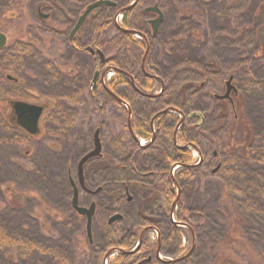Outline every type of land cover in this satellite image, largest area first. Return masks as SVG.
<instances>
[{
	"label": "trees",
	"instance_id": "trees-1",
	"mask_svg": "<svg viewBox=\"0 0 264 264\" xmlns=\"http://www.w3.org/2000/svg\"><path fill=\"white\" fill-rule=\"evenodd\" d=\"M54 1L0 0V31L3 21L16 24L9 30L14 37L5 34L9 41L0 50V92L3 76L17 73L52 101L39 130L31 134L40 132L48 143L42 158L46 166L37 160L26 163L21 153L32 136L0 113L1 166L15 167L16 182L32 186L18 187L0 176V264H104L111 249L120 253L108 264H264V0H136L130 9L135 0H110L115 7L92 11L74 36L78 64L62 70L48 65L32 40L17 38L20 30L39 31L28 21L31 8L55 10ZM94 1L71 0L75 19ZM155 5L163 21L153 31L148 21L155 16L144 10ZM253 37L256 45L248 47ZM89 48L105 57L99 70L113 73L107 82L100 77L93 90L99 60ZM230 76L237 90L232 103L215 100L213 83L222 87ZM174 114L184 117L176 132L180 118ZM92 116L100 120L94 127L87 121ZM95 130L101 156L85 167H98L102 183L96 188L101 191L93 196L79 192L80 202L96 205L90 244L80 239L86 236L85 219L71 208L69 178L72 162L81 155L79 138ZM152 136L153 143L144 147L135 140ZM186 145L199 150L201 164L191 167ZM4 150L12 152V161L1 156ZM215 162L219 169L208 172ZM176 165L179 171L172 175ZM207 179L215 181L217 195L205 191ZM132 207H138L137 216L127 222ZM213 209L224 218L220 235L206 232ZM115 214L122 216L116 223L125 225L121 230L107 224ZM253 216L261 220L254 233L249 228ZM183 224L203 240L188 256H179L178 225ZM145 228L157 231L155 248L141 241L129 253ZM157 247L173 261L156 258Z\"/></svg>",
	"mask_w": 264,
	"mask_h": 264
},
{
	"label": "rangeland",
	"instance_id": "rangeland-1",
	"mask_svg": "<svg viewBox=\"0 0 264 264\" xmlns=\"http://www.w3.org/2000/svg\"><path fill=\"white\" fill-rule=\"evenodd\" d=\"M55 10H48V9H41V11L36 10V4L33 8H31V13L29 16L28 21H31L33 24H35L36 26H34L36 29H38L39 31H31L30 30H20L17 38L18 37H22L25 40H29L32 39V41L34 43H36L35 47L37 49H39V51L42 53V56L47 58L48 60H55L56 63H58V65L61 64V62L63 63L65 59H67V49L65 47L66 44V36L70 31V28L72 26V23L75 22V13H74V9L72 7V2L71 0H55ZM38 13H42V14H46L49 15V19H42L41 17H39ZM155 16V15H154ZM153 18V17H151ZM117 22H120V16L117 17ZM16 23H20L17 22ZM11 20L8 21H3V29L0 31L4 34H6L8 36V38L11 40V35L12 33L10 31H14V27L12 26H16V24ZM33 26V25H32ZM12 27V29H11ZM11 29V30H10ZM27 29V27H26ZM10 30V31H9ZM28 31V32H27ZM250 31H253V35L256 37V33L254 31V29H251ZM41 32V33H39ZM29 34V35H28ZM38 34H41L40 36H38ZM21 35V36H20ZM14 37V33L12 35ZM16 36V35H15ZM31 36V37H30ZM37 40H34L35 38ZM136 38L139 39V36H136ZM259 38V37H257ZM9 41V40H8ZM254 45H256V40L254 39V37L251 39V41L248 42V47H253ZM261 45H264V43H261ZM68 61V60H67ZM103 81H108L111 77H113V73H111L110 71H106L104 76H103ZM227 80V79H226ZM225 80V81H226ZM224 81V82H225ZM214 85H212L211 89L215 90L218 92V95H222L224 93V85H222V87H218L219 84L213 83ZM214 86V88H213ZM9 93H13L12 89H6ZM158 86H155V89L153 90L154 94L158 93ZM39 92V91H38ZM4 94L3 96L0 95V101H2V99L6 102L10 101L12 102V100H15L14 97L12 95H8V94ZM44 96L42 98H40V100L36 101V103L38 104H43L46 109L49 108V106L52 104V101L50 100L49 97H47V93L43 92ZM173 112V111H171ZM174 116L179 117L178 115L174 114ZM107 120H111L112 117L111 115L106 118ZM87 121H91V127H94L95 124H98L100 122V120H98V118H95V116H92V118L90 120ZM194 123L199 122L198 119L196 120H192ZM40 127V126H39ZM88 126H85V129H87ZM92 136L93 134H90L88 136H81L77 142V152H79V154H81L79 157L83 156L85 153H87L91 147H92ZM88 140L90 141V146L88 144ZM140 142H142V144H146V142L143 139H139ZM85 142V143H84ZM48 143L45 139V137L40 134V132L38 134H36V136L31 138V142L28 146H25L22 150L21 153V157H24V160L26 161L27 164H31L28 163L32 160H37V163H40L43 166H46L47 164L44 163L43 159L46 158V153H45V149L47 147ZM191 156H192V160H193V164L195 165L198 160H199V156L197 155V152L195 150H193V148H191ZM26 152V153H25ZM24 153L26 156H24ZM5 154H7V158L9 157L10 160L12 161V159H14V155L12 154V152H8L7 150L2 151L1 156L4 157ZM6 158V159H7ZM43 158V159H42ZM0 162V176L4 179H9L12 180L13 183L17 181V177L19 176V173L17 171V169L11 165H7L6 166H1ZM74 164V168H73V172H72V178L76 181L75 179V170H76V163L77 161H73L72 162ZM216 163V162H215ZM215 165V164H214ZM178 168H175L172 172V174H176L178 172ZM211 169L208 170V172H210ZM84 175H85V180H86V184L92 188V190H95V188L99 185H101L102 183V175L100 170L98 169L97 166L94 165H87L84 169ZM208 181V183H206V190L207 193L210 191L212 194L215 193L217 195L216 192V185L214 184V180H206ZM210 182V183H209ZM29 184V183H28ZM15 186L18 187H31V185H19L17 182L14 184ZM177 188V186H175V189ZM205 188V187H204ZM97 189V188H96ZM177 191V190H176ZM177 194V192H176ZM93 196V195H91ZM215 198V197H214ZM84 199V198H83ZM222 200L220 201H211L208 202V206L211 207V209L214 207L215 204L220 203ZM91 202H85L84 200H82L80 202L81 206L83 207H88L89 204ZM137 212H138V207H132L129 209L128 212V219L127 222H134L135 221V217L137 216ZM172 219L176 221L175 215H172ZM251 221L254 220V223L252 225H250V229L254 232H257L256 230L259 229V224L261 222L260 218L258 216H253L250 217ZM197 221H200V219H198ZM118 222H114L111 225H114ZM207 227L208 229H206L207 233H209L210 235H220L223 233L222 231V226H224V218L221 216V214L213 209L212 212L210 213V215L207 217ZM180 227V230L178 232L180 240H181V246H180V253L179 256H185L188 253L190 254L192 251H194V248L199 247V244H201L203 242V240L198 237V236H193V233H191L189 231V226L188 225H178ZM82 227L84 230V223H82ZM125 227L124 224H116L114 228H116L117 230H121ZM191 229V228H190ZM143 232V231H142ZM257 234V233H255ZM81 235V234H80ZM95 238H100L99 236V232L95 231V233H93ZM81 241L83 239V242H85L86 240V236L84 238V236H80ZM140 237V235H139ZM139 237H137L135 244L133 246L136 247ZM156 240H157V234L153 229H148L144 234H142L141 236V241H145L146 243H148L150 246H152L153 248H155L156 245ZM201 252H197L196 255L201 256ZM115 256H111L108 258V260L103 261V263L108 264ZM159 259H162V261H167V258L165 257L163 254H159ZM1 263V260H0Z\"/></svg>",
	"mask_w": 264,
	"mask_h": 264
},
{
	"label": "water",
	"instance_id": "water-1",
	"mask_svg": "<svg viewBox=\"0 0 264 264\" xmlns=\"http://www.w3.org/2000/svg\"><path fill=\"white\" fill-rule=\"evenodd\" d=\"M135 4H136V0L133 3H131V5L129 7H127L126 9L132 8ZM101 6L115 7V3H113L110 0H95L94 2L90 3L89 5H87L85 7L84 11L82 12V14L77 18V20L75 22V25H74V27L72 28V30L70 32L69 37L72 38L75 35V33L80 29V27L83 25V23L85 22L86 18L89 16V14L92 11L96 10L97 8H99ZM144 12L148 13V14L156 15L155 19L149 21V24H150V27L152 28V30L156 31L158 29V27L161 25L162 21H163L162 12L160 11V9L156 5L146 8L144 10ZM38 15L42 19H47V17H48V15L42 14V13H39ZM119 16H121V12H119L117 14V16H116V19H115L116 26L119 25L118 22H117V17H119ZM132 34H134L135 36H138L134 32H132ZM6 41H7L6 35L4 33L0 32V49L3 48L6 45ZM88 50H89V52L91 54L96 55L98 60H99L97 68H96V71H95V74H94V77H93V85L95 86V84L97 82V79H98V76L100 75L101 76V80H103V78H104L103 76H104L105 72L108 69H104L100 73L99 68L104 64V61H105V57H104L103 53L101 51H99V50H94L92 48H89ZM7 78L13 80V78L10 75H8ZM224 88H225L224 93L222 95L215 94L214 95V99H216V100H228L229 102L232 103L230 94L231 93H236L237 90H236L235 86L232 84V77L231 76L225 81ZM168 112H171V110H168ZM37 115L33 118L34 120H32V122H31L32 123V127L25 126L26 128L29 129V132H32L36 128V123H35L36 121L35 120H36ZM179 117H180L179 123H178V125L176 127L175 132L178 130V128L181 126V124H182V122L184 120L183 115L180 114ZM199 119H200L199 123H202L203 119H202L201 116L199 117ZM151 130H152L153 135H154L153 125H151ZM153 137L154 136H152V139H153ZM135 140L138 141L137 138H135ZM190 147H192V146L191 145H186L185 146V148H190ZM178 148H181V147L178 146ZM101 152H102V145H101V141H100V137H99V130H95L94 133H93V136H92V149L90 151H88L87 153H85L83 156H81L80 159L77 162L76 170H75V179H76V181L72 177L69 178V183H70V186H71V189H72V196H71V203H70L71 204V208L77 215H79V216H81V217H83L85 219V230L84 231H85L86 238H87V240H88V242L90 244L92 243V221H93V217L95 215L96 205H95L94 202H91L88 207L81 206L80 205V201H79V191L82 190L84 193L89 194V195H95V194H97V193H99L101 191L100 187L95 189V190H89V189H87L85 187V184H84V167H85V165L90 160L95 159V158H99L101 156ZM214 156H216L215 153H214ZM197 165L198 164L191 165V167H195ZM179 167H180L179 165H176L174 167V169L175 168H179ZM219 167H220V165L218 164L212 170V173H215L219 169ZM178 195H179V192L177 190V196ZM128 200H130V198H128ZM174 207H175V204L173 205L172 208H174ZM121 219H122V216L120 214H115V215L111 216L107 220V224L110 225V224H112L114 222H117V221H119ZM171 220H172L173 223H175V221L172 219V216H171ZM148 229L149 228H145L143 230V232L141 233V235L139 237V241H138L136 247L132 251H130L129 253H134V252H136L139 249L140 243H141V236ZM119 251L120 250H118V249H111L107 253L104 261H106V259L109 256H111L112 254H114L116 252H119ZM188 255H189V253L187 255H185V256H188ZM155 256H156V258L159 259V249H158V247H157V249L155 251ZM159 260L162 261L161 259H159ZM168 261L170 262L172 260H167V261H164V262L167 263Z\"/></svg>",
	"mask_w": 264,
	"mask_h": 264
},
{
	"label": "flooded vegetation",
	"instance_id": "flooded-vegetation-1",
	"mask_svg": "<svg viewBox=\"0 0 264 264\" xmlns=\"http://www.w3.org/2000/svg\"><path fill=\"white\" fill-rule=\"evenodd\" d=\"M84 11V10H83ZM83 11H81V14H82V12ZM39 14V13H38ZM80 14V15H81ZM79 15V16H80ZM90 15V14H89ZM78 16V17H79ZM77 17V18H78ZM155 17H156V15H155ZM155 17H153V18H151L150 20H153V19H155ZM47 19H49V15H48V17H47ZM44 20H46V19H44ZM77 20V19H76ZM76 20H75V22H76ZM149 20V21H150ZM148 21V22H149ZM75 22L74 23H72V26H71V28H70V31H69V33L67 34V36H66V44H65V47H66V49H67V59H65L64 60V62L62 63L61 62V64L60 65H58V63L60 62H58V63H56L55 62V60H48L47 58H45V57H43V58H45V60H46V62H47V64L48 65H50V66H54L56 69L57 68H60L61 70L62 69H66V66L65 65H73V64H78V60L76 61V59L73 57L74 56V54L78 51V48H77V45H75L74 44V36L78 33V31L80 30H78L76 33H75V35L72 37V38H70L69 37V35H70V32H71V30H72V28L74 27V25H75ZM150 25V24H149ZM81 28V27H80ZM6 38H7V36H6ZM32 39H30L29 38V41H31ZM7 43H8V39H7V41H6V45L3 47V48H1V49H4V48H6V46H7ZM68 43V44H67ZM0 49V50H1ZM93 49V48H92ZM88 53L90 54V55H92V56H95L96 58H97V56L96 55H93V54H91L90 52H89V50H88ZM15 57V56H14ZM98 59V58H97ZM68 60V61H67ZM98 64V63H97ZM96 68H97V65H96ZM95 71H96V69H95ZM95 71H94V74H95ZM101 71H103V70H100V73H101ZM108 71V70H107ZM110 71V70H109ZM61 72V71H60ZM94 74H93V77H94ZM8 75H10L12 78H13V80H11V79H8L7 78V76ZM93 77H92V80H91V83H90V89L91 90H93V89H95L96 88V84H95V86L93 85ZM101 76L99 75V77H98V79L100 78ZM98 79H97V81H98ZM3 80H4V85H3V90H2V92H0V95L1 96H3L4 94H6L8 91L6 90V89H12V91H13V93H11V92H9V93H7L8 95H12L13 97H14V99L15 100H12V102H10V101H8V102H6V101H4L3 99H2V101H0V113H1V118L2 119H5L6 121H8V123H10V124H13V125H15V126H20L19 127V129L22 131V132H24L25 134L28 132V133H30V137L32 136H35V135H31V134H35V133H37V131L39 130V126L41 125V121H42V119H43V117H44V115L46 114V112H47V110L48 109H46V107L43 105V104H38V103H36V101H38V100H40V98H42V95H39V94H37V93H35V91H33L30 87H29V85H27V80L28 79H25V78H23L22 77V74H10V73H7V74H5L4 76H3ZM104 82V81H103ZM97 83V82H96ZM232 94V93H231ZM231 94H230V97H231ZM214 98V97H213ZM216 100V99H215ZM24 105V106H23ZM38 112V113H37ZM38 114V115H37ZM37 115V117H36V128H35V130H33L32 132H29V129L28 128H26L25 126H30V127H32V120H34L33 118L35 117ZM19 118V119H18ZM194 120H196L197 118H193ZM153 131H155L154 130V125H153ZM94 133V132H93ZM29 136V135H28ZM100 137V136H99ZM155 139V138H154ZM137 140H139V139H137ZM101 141V140H100ZM145 142H146V144H142V146H147L149 143H153V139L151 138L150 140H148V141H146V140H144ZM137 143L139 144V142L137 141ZM102 145V144H101ZM139 146H141L140 144H139ZM176 147H178L177 145H176ZM191 148V147H190ZM91 149H92V147H91ZM90 149V150H91ZM89 150V151H90ZM193 150H196L197 151V149L196 148H194L193 147ZM198 152V156H199V160H198V162H197V164H201V155H200V153H199V150L197 151ZM26 153V152H25ZM216 154V153H215ZM213 158L216 160L217 159V155L216 156H214V154H213ZM80 159V158H79ZM78 162V161H77ZM219 163H215V167L218 165ZM76 165H77V163H76ZM220 165V164H219ZM214 167V168H215ZM213 168V169H214ZM213 169H211V173H212V170ZM173 170H174V168H173ZM173 170H172V172H173ZM173 175V174H172ZM84 184H85V187L87 188V189H89V190H92V189H90V188H88L87 187V184H86V182H85V180H84ZM99 188V187H98ZM81 192H83L82 190H80ZM79 191V192H80ZM86 194V193H85ZM87 195H89V194H87ZM80 198V197H79ZM128 200V199H127ZM129 201V200H128ZM156 234H157V241H158V238H159V236H158V233H157V231H156ZM120 253V251L119 252H116V253H114V254H112V256H116L117 254H119ZM156 257V256H155ZM151 259V257H148L147 258V260L149 261ZM173 261V260H172Z\"/></svg>",
	"mask_w": 264,
	"mask_h": 264
}]
</instances>
